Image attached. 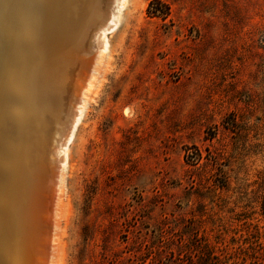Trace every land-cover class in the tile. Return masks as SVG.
Masks as SVG:
<instances>
[{"label": "rangeland", "instance_id": "rangeland-1", "mask_svg": "<svg viewBox=\"0 0 264 264\" xmlns=\"http://www.w3.org/2000/svg\"><path fill=\"white\" fill-rule=\"evenodd\" d=\"M151 1L92 22L50 264H264V0Z\"/></svg>", "mask_w": 264, "mask_h": 264}, {"label": "bare ground", "instance_id": "bare-ground-1", "mask_svg": "<svg viewBox=\"0 0 264 264\" xmlns=\"http://www.w3.org/2000/svg\"><path fill=\"white\" fill-rule=\"evenodd\" d=\"M113 3L0 0V264H50L62 180L52 155L66 149L64 130L75 122L82 97L77 86L90 75L91 68L85 76L80 67L92 49L93 24H100L94 35L101 43L116 20Z\"/></svg>", "mask_w": 264, "mask_h": 264}, {"label": "trees", "instance_id": "trees-1", "mask_svg": "<svg viewBox=\"0 0 264 264\" xmlns=\"http://www.w3.org/2000/svg\"><path fill=\"white\" fill-rule=\"evenodd\" d=\"M156 3V6H153V4ZM147 12L150 16H160V17H166L169 14V6L162 2L161 0H152L147 7ZM263 210H264V204H263ZM219 259L212 255L211 253L207 254L205 257V264H219Z\"/></svg>", "mask_w": 264, "mask_h": 264}, {"label": "water", "instance_id": "water-1", "mask_svg": "<svg viewBox=\"0 0 264 264\" xmlns=\"http://www.w3.org/2000/svg\"><path fill=\"white\" fill-rule=\"evenodd\" d=\"M49 240H50V237H49V231H45L44 234H43V250L44 252L47 251L48 249V246H49Z\"/></svg>", "mask_w": 264, "mask_h": 264}]
</instances>
